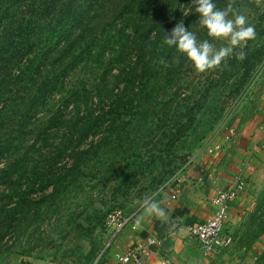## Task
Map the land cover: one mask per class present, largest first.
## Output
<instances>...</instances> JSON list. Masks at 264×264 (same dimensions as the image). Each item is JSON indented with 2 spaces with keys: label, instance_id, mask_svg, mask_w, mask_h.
Masks as SVG:
<instances>
[{
  "label": "trees",
  "instance_id": "obj_1",
  "mask_svg": "<svg viewBox=\"0 0 264 264\" xmlns=\"http://www.w3.org/2000/svg\"><path fill=\"white\" fill-rule=\"evenodd\" d=\"M197 15L191 0H0V164L34 135L19 158L0 165V189L12 186L14 198L9 210L0 191V242L3 228L36 211L33 195L56 197L68 172L88 160L79 157L106 136L120 147L148 122L168 150L189 136L220 76L181 77L188 63L163 39L180 20L193 31ZM243 51V60L233 55L222 63L238 69L237 88L261 64L258 52ZM186 83L191 92L182 97ZM39 114L44 120L34 127ZM54 133L62 135L56 143ZM104 133L91 149L67 154ZM51 149L61 161L72 159L69 171H51L54 155L45 167L30 166L29 153ZM256 200L258 209L264 200Z\"/></svg>",
  "mask_w": 264,
  "mask_h": 264
},
{
  "label": "rangeland",
  "instance_id": "obj_2",
  "mask_svg": "<svg viewBox=\"0 0 264 264\" xmlns=\"http://www.w3.org/2000/svg\"><path fill=\"white\" fill-rule=\"evenodd\" d=\"M228 4L245 15L247 23L254 27L255 38L245 46L261 57V64L242 88H237L238 69L224 66V61L214 69L198 72L185 59L189 70L181 77L190 75L204 79L205 75L218 74L220 80L196 126L175 148L168 150L162 131L148 122L144 128L130 134L120 147L114 145L117 139L104 133L94 135L73 152L68 150L69 155L91 149L106 136L99 148L92 149L94 152L79 157L88 160L72 171H69L72 159L67 156L61 161L56 155L57 149L29 153L30 166L37 164L38 167H45L54 155L56 165L51 171H69L68 176L61 182L56 197L41 202V193H35L33 210L36 211H28L27 220L14 222L15 228L1 230L0 264H88L97 257L102 258L114 242L110 239L113 225L106 223L110 221L109 215L126 217L137 213L145 197L154 199L164 188L181 186L187 181V169H196L207 158L220 157L233 142L241 144L242 148L247 146L249 153L245 158L249 163L260 161L262 178L253 189L254 205L237 217L236 224L232 225V244L215 256L216 263L261 264L259 258L264 253V0H216L217 8H226ZM187 24H191L190 20ZM192 29L199 40L209 39L215 47L223 46L224 42L208 37L197 20ZM185 88L181 90L182 97L191 92L187 83ZM40 116L32 126L44 120ZM61 136L54 133L51 137L56 143ZM33 137V134L26 137L0 165L19 158L31 145ZM233 185L234 180L227 189ZM2 189L6 198L3 203L10 210L14 201L9 198L12 186L2 187L0 191ZM257 197L263 201L258 209ZM20 215L18 213L17 218Z\"/></svg>",
  "mask_w": 264,
  "mask_h": 264
},
{
  "label": "crops",
  "instance_id": "obj_3",
  "mask_svg": "<svg viewBox=\"0 0 264 264\" xmlns=\"http://www.w3.org/2000/svg\"><path fill=\"white\" fill-rule=\"evenodd\" d=\"M233 144L227 146L220 157L207 158L196 169H187V181L181 186L162 189L153 200L163 202L165 215L157 217L142 209L138 211L133 221L134 229L130 225L123 227L114 236L112 247L105 252L102 260L117 264V255L134 248L138 243L144 244L147 238L152 237L157 240V244L150 246V250L156 255L143 256V264H217L215 256L220 252L202 253L196 239L189 234L188 226L201 223L212 215L211 198L230 187L237 175L245 179V186L228 203L224 230L231 235L232 225L236 224L240 213L254 205L253 189L262 178V165L260 161L249 163L246 160L245 156L249 153L247 146L242 148L237 142Z\"/></svg>",
  "mask_w": 264,
  "mask_h": 264
},
{
  "label": "clouds",
  "instance_id": "obj_4",
  "mask_svg": "<svg viewBox=\"0 0 264 264\" xmlns=\"http://www.w3.org/2000/svg\"><path fill=\"white\" fill-rule=\"evenodd\" d=\"M191 3L195 5L197 21L206 30L207 36L224 42L223 46L217 48L209 39L199 40L189 27H185L183 20L178 21L170 32H164L163 44L174 48L198 72L214 69L233 55L243 60L246 43L256 35L254 27L247 23L246 16L234 10L231 4L223 9L217 8L216 0H191ZM141 209L157 217L165 215L163 202L151 197L143 199Z\"/></svg>",
  "mask_w": 264,
  "mask_h": 264
},
{
  "label": "built area",
  "instance_id": "obj_5",
  "mask_svg": "<svg viewBox=\"0 0 264 264\" xmlns=\"http://www.w3.org/2000/svg\"><path fill=\"white\" fill-rule=\"evenodd\" d=\"M218 147H216L217 149ZM213 152V150H209ZM234 185L224 192H220L211 198L210 204L213 208L212 215L205 221L188 226L189 234L196 239L200 250L204 254H216L224 251L232 244V237L224 230V222L226 218L228 203L233 200L239 191L244 186V179L238 175L234 179ZM172 198L174 196L172 195ZM136 213H132L131 216L118 217L117 215L111 216L110 221L107 224H112L113 227L111 238L123 229V227L131 226L133 228L134 218ZM134 229V228H133ZM157 244L155 238L149 237L145 240L144 244H136L134 248L128 249L126 252L117 255V264H143V256L156 255V252L150 250V246ZM89 264H108L102 260L101 257H97ZM163 264H170L164 262Z\"/></svg>",
  "mask_w": 264,
  "mask_h": 264
}]
</instances>
